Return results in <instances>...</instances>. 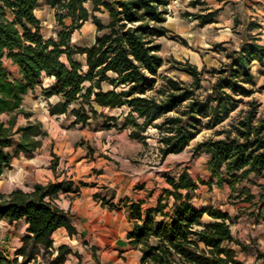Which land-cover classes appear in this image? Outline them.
<instances>
[{
	"label": "trees",
	"instance_id": "16d2710c",
	"mask_svg": "<svg viewBox=\"0 0 264 264\" xmlns=\"http://www.w3.org/2000/svg\"><path fill=\"white\" fill-rule=\"evenodd\" d=\"M39 1L0 0V115L23 112L28 119L14 129V114L7 122L0 118V175L13 159L9 147L15 154H31L47 134L39 121L29 120L30 112L21 109L25 95L43 74L54 77L44 95L62 98L50 108L51 113L67 112L74 103L69 113L74 122L85 125L97 114L96 106H126L120 126L132 128L130 136L143 142L147 129L154 128L161 159L183 151L202 129L222 125L245 103L227 125L216 130L218 137L197 146L196 150L208 154L207 180H195L183 168L177 177H166L168 186L154 206L142 210L141 201L123 202L133 220L126 238L140 252L139 264H243L232 246L243 244L232 234V216L212 205L198 207L193 198L199 184L228 185L234 192L239 183L253 176L260 180L257 208L264 219V113L261 102L252 96L256 90L264 91V82L255 89L252 72L254 61L264 66V43L248 34L237 50L227 52V61L209 70L188 61H173L171 68L190 76L185 81L161 71L165 60L159 39L169 32L164 23L171 0H44L55 9L59 26L55 36L47 37L34 12ZM218 10L183 14L203 26L215 21ZM104 11L108 13L106 23L96 14ZM87 20L96 26L94 41L90 45L72 43L73 32ZM255 26L258 23L249 24V28ZM76 54L85 55L84 64ZM206 72L211 80L205 89ZM107 120L118 124L117 116H107ZM78 190L72 181L61 179L35 183L29 191H0V221L24 219L27 224L14 257L10 259L0 249V264H28L40 256L45 264L63 263L71 250L62 244L54 254L52 234L59 227L69 234L75 229L72 216L56 200L59 192ZM240 193L246 201L255 198L248 187Z\"/></svg>",
	"mask_w": 264,
	"mask_h": 264
},
{
	"label": "rangeland",
	"instance_id": "374dc122",
	"mask_svg": "<svg viewBox=\"0 0 264 264\" xmlns=\"http://www.w3.org/2000/svg\"><path fill=\"white\" fill-rule=\"evenodd\" d=\"M192 0H171L168 9L167 25L168 27H192L193 29H169L166 36L159 39L161 43L160 54L165 62L161 68L164 74L170 76H178L180 79L190 81V76L178 69L171 68L173 61H188L195 64L198 69L209 70L212 67H218L222 62L227 61V52L237 49L242 39L246 38L248 34H254L260 38V42L264 43V0H209L213 5L229 6L235 5L242 1V20L240 24L233 22L232 29H225L226 25L219 24L218 28L214 29H197L194 23H189L187 20L180 19L181 13L184 11H199L198 7L189 5ZM222 2V3H221ZM230 2V3H229ZM229 3V4H228ZM90 8V5H88ZM236 8V7H235ZM227 9V11H228ZM36 16L41 21V33L47 36H55L56 30L59 29L57 25L55 9L49 7L44 0H40L35 9ZM103 22H107L108 13L96 12ZM12 18V15L9 14ZM69 18H64V22L68 24ZM257 22L260 26L254 29H245V24L250 22ZM92 21L88 20L83 27L78 28L72 34V43L84 45L89 43L94 35V28L91 25ZM184 39L185 42H182ZM81 56L76 55V59ZM252 72L254 74V81L256 83L255 89L264 82V66L259 65L254 61L252 64ZM205 78L202 81L203 88H208L210 85L211 76L208 72L205 73ZM159 81V80H158ZM108 86L105 84L104 88ZM256 100L261 102L260 111L264 113V91L256 90L252 95ZM245 99H248L245 98ZM42 100V101H40ZM38 99L34 92H28L24 97L21 109L25 112H30V121H39L43 128L48 131L46 137L41 138V146L33 151L31 154L20 152L15 154L13 147H9V151L13 154L11 165L4 170L0 175V191L9 193L15 188H21L29 191L34 183L46 182L55 178V175L61 176L69 169V154H64L68 143H71L73 133L76 135V129L69 128V118L64 116H52L49 114L46 103L50 105L54 102V98L45 103V99ZM42 102V103H41ZM246 107L245 103H241L236 111L222 124L215 128H204L189 142L187 147L180 153L168 155L165 159H161L158 153L157 131L154 128L147 129L145 135L148 145L144 146L142 153L138 155V162L143 164L145 171L153 174L156 188L162 189L168 186L166 182L167 176L177 177L183 168H187L191 176L197 180L199 178L207 180L209 172L206 169V161L208 154L203 150H196L198 144L207 139L218 137L216 130L227 125L232 118H234L240 108ZM111 110H104V113H109ZM113 113H118L113 110ZM15 115L14 129L19 125H24L28 121L23 112H16L12 114L3 113L0 115L1 120L7 122L10 115ZM72 119V118H71ZM94 121L93 125H97ZM150 134L154 135L153 137ZM17 137V135H15ZM155 138V139H154ZM114 142L105 149L109 157H116L119 153L121 140L114 138ZM141 159V160H140ZM260 180L253 176L248 180H244L238 184L236 191L232 192L228 185L220 188L213 183L212 186L207 184H199L194 193L193 202L198 206H215L223 211H227L233 218L231 224L232 234L238 238L243 244H233L237 257L243 264H264V219L259 216L258 212V192L260 190ZM242 187H248L255 195L253 201H246L245 195L240 193ZM170 203L172 199L170 198ZM207 220L209 217L204 215ZM113 229L111 234L106 235V239L98 245L93 246L92 257L95 262L99 258L102 262H112L110 258V247L114 244L111 238H114L116 233L119 236L124 235L127 228L125 218H119L112 223ZM22 227L21 222L15 225L6 220L0 221V240L2 235L13 230H19ZM97 232L108 231L101 228H96ZM114 234V235H113ZM8 235V234H7ZM5 242L0 243L6 246L2 249L4 253L11 259L14 257V252L11 249V244ZM6 243V244H5ZM122 245V243H119ZM95 247V249H94ZM135 253L126 254L123 258L124 264H137L135 260ZM40 261L44 260L40 256ZM35 264V263H32Z\"/></svg>",
	"mask_w": 264,
	"mask_h": 264
},
{
	"label": "crops",
	"instance_id": "0c3cea01",
	"mask_svg": "<svg viewBox=\"0 0 264 264\" xmlns=\"http://www.w3.org/2000/svg\"><path fill=\"white\" fill-rule=\"evenodd\" d=\"M199 1L200 2L196 5L189 4L198 7L199 11L187 12L196 13L219 9L214 22L200 26L198 19L191 16H185L183 14L185 11L181 13L180 19L187 20L189 23H194L197 29H214V27L218 28L219 24L226 25L225 29H232L235 19L237 20V25L240 24L239 19L242 20V1L237 2L233 6L230 5L229 9L227 5L223 7L222 5H213L209 0ZM87 21H85L81 27H83ZM167 22H169L168 18L164 23L168 30L193 29L192 27L186 28L181 26L170 28L168 27ZM253 22L254 21L250 23ZM250 23L245 24V29L259 28L258 26L249 28ZM91 25L94 28L93 38L89 43L84 45H90L94 41L96 26L93 22ZM76 55L74 56L75 58ZM78 55L81 56L79 61L84 64L85 55ZM53 83L54 77L43 74L40 78V82L28 92H34L39 100L41 98L45 99V103L48 100L49 102H52L51 99L54 98L55 101L50 105L46 103L49 114L58 117L67 116V118H69V128L74 127L76 129V135L74 133L72 134L73 137L70 141L71 143H68L67 149L64 151L65 155H70L69 169L62 173L61 176L55 175V178L52 180L38 183L46 184L49 181L67 179L72 181L74 187L79 186L77 192H59L58 194L56 202L72 216L71 223L75 232L69 234L65 227H59L53 232L52 239L54 254H56L57 248L60 245L66 244L71 252L66 255V259L61 264H124L123 258L126 257V254L134 252L136 257L135 260L137 264H139L140 252L135 249L126 238L127 232L132 228L133 220L128 214L127 208L123 205V202L141 201L142 210H145L156 204L158 197L163 191L164 187L162 189L159 187L156 188L158 185L155 184L153 174L145 171L143 164L138 162V155L142 153L144 146L148 144L143 142V140L132 138L130 136L132 128L120 126V122L123 121V117L128 111L126 106L115 108L96 106L97 114L91 117L85 125L81 122H74V115L69 113V110L74 106V103L68 107L67 112L51 113L50 108L62 100L59 95H52L49 97L44 95V91ZM104 110L111 111H109V113H104ZM113 110H117L118 113H113ZM111 115L118 117L117 126L113 125L112 121L107 120V116ZM94 121L99 123L93 125ZM105 122L110 123L111 125L104 126L103 124ZM43 129L46 130L45 128ZM47 135L48 131L43 137H46ZM150 136L153 137L154 135L150 134ZM114 138L121 140L118 142L120 145L119 153L116 157H109V154L105 149L111 142H114ZM147 139L149 138L147 137L146 141ZM40 146H38L36 150ZM80 182H85L86 184L80 185ZM96 194L105 200L111 201L114 206L110 207L108 204H102L101 199L94 196ZM122 217L126 220L127 228L124 235L119 236L118 233H116L117 235H115L114 238H111V241L114 243L110 247V258L112 259V262L105 263L99 258H97L98 261L95 262L91 254V248L106 239V235L111 234L112 232V223ZM20 222L22 227H20L19 230H13L7 233L8 235H2L1 237L0 243L2 244L6 239L10 240L7 243L11 244V249L7 248L9 253L11 250L14 252L15 249L21 246V238L26 233L27 226L24 219L9 222L12 223V225ZM96 228L106 230L108 233L105 231L97 232ZM119 243H122V245ZM1 248L6 249V246L2 245ZM32 263L44 264L43 261H40V257H38V261L30 262L28 264Z\"/></svg>",
	"mask_w": 264,
	"mask_h": 264
}]
</instances>
